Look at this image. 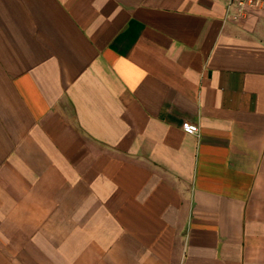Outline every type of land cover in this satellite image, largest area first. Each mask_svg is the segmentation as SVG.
<instances>
[{
  "label": "crops",
  "instance_id": "obj_1",
  "mask_svg": "<svg viewBox=\"0 0 264 264\" xmlns=\"http://www.w3.org/2000/svg\"><path fill=\"white\" fill-rule=\"evenodd\" d=\"M0 264H264V6L0 0Z\"/></svg>",
  "mask_w": 264,
  "mask_h": 264
},
{
  "label": "built area",
  "instance_id": "obj_2",
  "mask_svg": "<svg viewBox=\"0 0 264 264\" xmlns=\"http://www.w3.org/2000/svg\"><path fill=\"white\" fill-rule=\"evenodd\" d=\"M263 6L264 0H227V12L236 20L246 18L252 9ZM183 129L189 134L200 133V126L189 121L183 123Z\"/></svg>",
  "mask_w": 264,
  "mask_h": 264
}]
</instances>
